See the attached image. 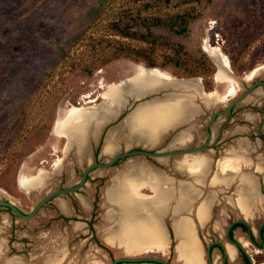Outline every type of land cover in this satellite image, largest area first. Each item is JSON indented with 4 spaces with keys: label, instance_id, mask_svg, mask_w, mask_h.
Instances as JSON below:
<instances>
[{
    "label": "rangeland",
    "instance_id": "obj_1",
    "mask_svg": "<svg viewBox=\"0 0 264 264\" xmlns=\"http://www.w3.org/2000/svg\"><path fill=\"white\" fill-rule=\"evenodd\" d=\"M157 1L159 5L152 10L150 5L156 4L155 0H0V198L12 200L29 212L48 193L78 183L84 169L92 163L90 147L77 136L63 137L55 131L58 118L65 117L70 108L83 107L104 116L81 135L98 140L106 129L108 136L113 135L121 143L120 152L150 149L149 144L154 142L158 143L152 150H169V144L175 141L181 145L179 148H184L204 144L205 127L213 113L226 108L254 81L264 80V0H185V10L191 6L195 9L191 10L193 16L185 11L182 34L176 33L164 16L168 10L177 9L165 0ZM158 7L162 9L160 12ZM129 8H139L144 16L158 12L162 17L135 20L132 13H127ZM120 15L131 27L145 33L151 31L149 44L129 40L136 46L148 47L144 55L149 48L160 46L156 54L153 49V55L146 56L155 66L147 64L144 55L134 59L115 53L113 57L107 54L99 59L106 64L86 69L85 65L99 55L94 53L90 36L105 32L108 21ZM95 20L98 22L94 24ZM215 47L228 59L231 68H223L236 82L216 79L221 63L211 55ZM204 61L209 69H205ZM139 66L167 71L173 79L139 94L133 91L130 80ZM184 81L195 82L198 90L181 87L179 83ZM114 82L123 88V96L120 103L112 104L102 95ZM232 83L238 85L234 94L230 91ZM209 92L219 95L209 96ZM221 94L224 100L220 99ZM179 99L184 100L182 116H177L172 128L164 130L158 140L150 139L146 127H133L131 120L138 107ZM233 115L234 120L229 121V114H221L212 125L215 130L229 129L225 132L228 136L217 143L214 151L148 159L171 173L173 163L206 154L212 157L209 163L216 171L218 162L229 155L236 162L235 168L228 170L237 174L232 179V188L241 193L244 183H249L244 177L255 169L264 174V140L260 137V131L264 135V86H258L236 105ZM181 136L188 139L187 144L181 143ZM111 158L99 154L97 161ZM122 161L113 167L94 169L82 189L54 198L30 219H22L0 206V264H113L123 256H157L184 264L177 255L178 238L172 239L169 231V225L177 227V222L171 219V207H160L157 214L170 239L166 252L131 254L118 243L114 247L108 245L106 231L117 226L119 214L107 201L105 192ZM25 177L29 179V189L21 185ZM141 192L147 193L142 189ZM96 196L99 205L92 222L98 232L97 241L104 243L100 245L105 249L96 240L86 238L85 221L92 217ZM222 211H226L224 202L215 207L214 222H194L204 247L214 240L228 246L227 227L242 216L237 211L231 212L226 222L221 220ZM146 212V208H139L140 214ZM263 221L264 217L249 221L257 238ZM234 235L243 244L247 240L245 246L255 264L264 263V249L254 246L247 232L237 228ZM212 256L215 264H223L219 247L213 249ZM228 264H245L239 249L236 258L228 255Z\"/></svg>",
    "mask_w": 264,
    "mask_h": 264
},
{
    "label": "bare ground",
    "instance_id": "obj_2",
    "mask_svg": "<svg viewBox=\"0 0 264 264\" xmlns=\"http://www.w3.org/2000/svg\"><path fill=\"white\" fill-rule=\"evenodd\" d=\"M211 55L217 58L221 63V67L215 74L216 79L220 82H236L233 81L234 79L231 75L223 68L226 67L227 69H230L231 67L228 59L221 53L220 49L215 47L214 50L211 51ZM166 72L152 68L148 69L145 66H139L135 76L130 78L134 84L133 91L142 94L147 89L159 86L162 81H171L173 76ZM123 83L124 81L121 82V84ZM179 85L186 90L197 91L199 88V86L192 81L180 82ZM232 86L233 87L230 91L231 94H234L238 90V85L237 83H232ZM122 89L123 88L120 84L114 82L105 89L102 96L107 97L112 104L120 103L123 96ZM217 94L219 95L218 92H209V96H215ZM220 99L224 100V96L222 94L220 95ZM182 101L184 100L179 99L174 102L156 101L144 104L138 107L137 111L133 115L134 119L131 120V123L134 124L133 127H146L148 129L150 139L156 141L159 139V136L164 130L169 127L172 128L175 124V118L177 116H182L181 110L184 107V103ZM103 118L104 116L101 114H97L94 111L86 109L84 110L83 107L76 106L72 109L70 108V111L65 117L61 116L58 118L55 125V131L63 137L71 138L77 136L79 138H84L81 134L87 130V127L92 123H99V121ZM110 137L114 139L113 135ZM180 140L184 142L185 137L181 136ZM110 142L112 144H110L109 149H113V140ZM206 162V156L202 155L194 159H189V166H193L192 168H200L201 166H204ZM179 163L185 164V159L179 161ZM235 163L234 157H229L228 155L219 161V167L224 171H228L229 169L235 168ZM141 180L143 179L139 176L131 177L127 174H122L120 178H118L120 190L117 192V188L116 190L110 188L108 192L109 202L114 203L113 206L117 210L119 216L118 225L107 231L105 236L110 242H114L117 237H120V243L124 246L127 252L131 254L153 250L166 252L171 244L168 234L157 215L161 206H151L148 202H145L144 199L150 197L147 193L141 192ZM158 181L160 180L158 179ZM20 182L24 188L29 189V179L25 177L21 179ZM162 192L164 194L163 198H165V196L168 195V192L167 190H163ZM139 208H146V214H140ZM203 214L204 211H201L200 215ZM176 234L178 238L177 255L184 264H207L202 241L197 234L196 227L192 220L183 219L178 222ZM244 243L247 245V241H244ZM227 249L232 258L237 256V251L234 245L229 243Z\"/></svg>",
    "mask_w": 264,
    "mask_h": 264
},
{
    "label": "crops",
    "instance_id": "obj_3",
    "mask_svg": "<svg viewBox=\"0 0 264 264\" xmlns=\"http://www.w3.org/2000/svg\"><path fill=\"white\" fill-rule=\"evenodd\" d=\"M233 116L229 121L234 120ZM228 131L229 129L224 131L222 127H218L217 130L212 128V141L214 142L212 144V148H210L211 150L214 151L217 143L222 142L225 137L228 136V134H225V132ZM110 136L111 135L108 136V134H106L99 154L113 157L115 154L120 152L122 145L120 142L115 140L114 137V139H112ZM247 138L251 140L250 137ZM79 139L81 143L89 145L91 150L89 160L91 162H95V152L96 148L100 145L101 138L97 140L96 138L88 136L87 138ZM111 140H113V149H109L110 144H112L110 142ZM187 140L188 139L185 137V144L188 143ZM154 143L155 144H149L148 148L153 149L158 142ZM179 147H181V145H178L176 141L172 142L168 146L169 149H176ZM139 156L143 155L130 156L124 161L121 160V166L119 165L117 167L118 172L111 177V182L106 187L105 197L108 202V192L110 188L113 190H116L117 188L118 192L120 190L118 178H120L122 174H127L131 177L139 176L143 179L140 181V185L142 186L140 189L147 192L150 197L144 199L145 202H148L151 206L159 205L161 207H171L173 209L171 217L173 222L178 223L183 219H189L193 222L198 221L200 224L212 223L215 220V207L223 202L226 208V211L221 212V220L223 221L228 222V218H231L232 216L231 212L234 213L236 211L242 216L241 219H244L248 224L250 220H256L260 217H264V174L261 170L255 169V172H252L244 177V180H248L249 183L246 185L244 184V188L241 189V193L239 191V194H237L236 190L232 188V179L237 174L222 170L219 167V162L218 169L214 171L212 163H209V160H212L210 155H203L206 156L207 162L200 168H192L193 166H189V160L187 159L185 160V164L179 163V161L178 163H173V168H170L172 170L171 173L160 167L154 161L148 159L149 157L144 156L145 158H141ZM166 157L170 158L172 156ZM162 163L167 162L165 161ZM158 179L160 181H158ZM163 190H167L168 192V195H166L165 198H163ZM110 203L111 205H114L113 202ZM186 211L187 215H185ZM201 211H204L203 215H200ZM222 215H226L227 218ZM221 220L219 222H222ZM173 229L175 237H177L176 229ZM239 240L242 242L241 239ZM107 241L108 245L111 247L116 245L114 243L122 245L120 243V237H117L114 242H110L108 239ZM229 243L232 244L230 241ZM235 248L238 255V247L235 246ZM225 249L228 251L226 245ZM230 258L234 259L231 256Z\"/></svg>",
    "mask_w": 264,
    "mask_h": 264
},
{
    "label": "water",
    "instance_id": "obj_4",
    "mask_svg": "<svg viewBox=\"0 0 264 264\" xmlns=\"http://www.w3.org/2000/svg\"><path fill=\"white\" fill-rule=\"evenodd\" d=\"M263 85L264 86V80H256L252 84L249 85V87L236 96L223 110H218L213 113L210 121L206 124L205 127V132L207 134V139L204 144L202 145H195V146H189V147H184V148H176V149H169V150H152V149H145V148H135V149H130L126 150L123 152H119L115 154L111 159L107 161H95L89 164L83 171L80 180L78 181L77 184L70 186V187H64V188H59L56 189L47 195H45L43 198H41L36 205L29 211L25 212L23 211L15 202L12 200H9L7 198H0V206H4L7 208H10L14 214H16L18 217L22 219H30L33 216H35L41 208H43L48 202L53 200L54 198L63 195V194H69V193H74L78 192L80 189H82L86 183L88 182V176L89 174L96 168H109L114 166L117 161H119L122 158L125 157H130V156H136V155H143L146 157H154V158H160V157H166V156H173L177 154H190V153H195L199 151H204L206 149L212 148V139H213V132H212V125L216 122L217 118L221 114H229L232 116L233 110L238 105L240 102L245 100V98L250 95L258 86ZM85 110V108H83ZM87 110V109H86ZM237 222H244L248 224L245 220L243 219H237L234 220L227 229V238L228 240L235 246L241 247L244 252L248 255L251 264H254V258L252 254L249 252V250L246 248L245 244H243L240 240L234 239L231 234V228L233 225ZM264 226V222L260 225L258 228V234L260 236V240L262 244H259L254 236H253V229L250 230L248 233V239L251 243L254 244L259 249H264V238L262 235V228ZM215 244H219L224 248V253H225V258L223 260V264H227V255L228 251L225 249V245L223 242L220 240H214L212 241L207 247H204L205 250V258L206 261H209V264H215L214 259L212 256V247ZM145 262V261H151V262H157L160 264H175L172 261L166 260L164 258H160L157 256H123V257H118L114 260L113 264H118L119 262Z\"/></svg>",
    "mask_w": 264,
    "mask_h": 264
},
{
    "label": "trees",
    "instance_id": "obj_5",
    "mask_svg": "<svg viewBox=\"0 0 264 264\" xmlns=\"http://www.w3.org/2000/svg\"><path fill=\"white\" fill-rule=\"evenodd\" d=\"M156 4H152L151 9L153 10V6L155 5H159V2L157 0ZM167 2V5L172 4L171 7L177 9V10H173V11H169L165 12L164 16L166 19H168L170 25H172L173 29L175 30L176 33L178 34H182L185 33V11L187 13H189V15L193 16L192 13V9H195V6H191L190 8L187 7V9L185 10V0H165ZM145 9L147 10V6H144ZM157 11H161V7H158ZM127 13L133 16L132 18L136 20V17L138 18H161L162 16L158 14V12H156V14H150L152 16H144V14L142 13L141 10H139V8H129V10H127ZM128 14H126L125 17L128 16ZM127 19L125 20V18L123 17V15H120V18H114L109 20L106 25V30L105 32L97 35V36H93L91 35L90 37L92 38V48L94 50V53L98 52L99 55L97 58H94L93 60L90 61V63L85 65L86 69H90L93 68L95 65L102 63L106 64L107 62H105V60L103 62H99V59L101 57H105V55L109 54V57H113V54L117 53V55L119 56H123V57H128V58H134V59H138L139 57H142L144 54L143 52L148 48L146 46H136L134 45L129 39H135V40H144L147 41V43L149 44L150 42L148 41V37L151 31H148L147 33L143 32L142 30H138L137 28H133L131 27L128 22H126ZM98 22V20H95L94 24ZM153 49H154V53L156 54V51L158 49H160L159 47H155L153 46V48H149L145 55L143 56V59H145V61H147V64H149L150 66H155L154 64H152V62H148L151 61L150 59L146 58V56H151L153 55ZM100 51L103 53L102 55L100 54ZM148 53H150V55H147ZM101 55V56H100ZM205 62V69H209L206 61ZM125 113L121 115V118L124 117ZM106 136V129L103 131V134L101 136V140H100V145L96 148V161L98 160V156L100 153V148L101 145L104 143V138ZM127 158V157H125ZM122 158L119 161H117V163L115 165H117L121 160L125 159ZM90 179V175L88 176V180ZM95 211H94V215L96 213V208L98 207V197L96 196L95 201ZM9 211H12L10 208H8ZM67 220H69V217H65ZM78 219V218H76ZM93 220L90 221V225L93 231H95L96 229L93 226ZM243 228L245 231H250L251 226L249 224H246L244 222H237L234 227L232 228V232L231 235L233 238H235L234 235V230H236L237 228ZM169 231L171 234V238L173 239L175 237L174 234V230L172 228L171 225H169ZM263 233H264V227H263ZM98 239V237H97ZM236 239V238H235ZM100 241V240H99ZM175 242L172 243V246H174ZM219 247V245H214L213 249ZM212 249V250H213ZM238 249L241 252V255L244 259L245 264H251V261L248 257V255L244 252V250L241 247H238Z\"/></svg>",
    "mask_w": 264,
    "mask_h": 264
},
{
    "label": "flooded vegetation",
    "instance_id": "obj_6",
    "mask_svg": "<svg viewBox=\"0 0 264 264\" xmlns=\"http://www.w3.org/2000/svg\"><path fill=\"white\" fill-rule=\"evenodd\" d=\"M233 113H234V110H233ZM232 116H233V114H232ZM232 116H230V118L232 117ZM260 137H261V139L262 140H264V135H263V133L260 131ZM95 201V200H94ZM94 201L92 202V217L91 218H89V220H86L85 222H87V224H88V232H87V236H86V238L88 239V240H96V244L98 245V246H100V247H102L103 249H105V247H103V245H100L102 242H98L97 241V237H98V232L95 230V231H93L92 230V228H91V225H90V221L91 220H93V218H94V211H95V204H94ZM76 218V217H75ZM75 220H77L78 221V219H75ZM235 220H237V219H235ZM244 220V219H243ZM234 221V220H233ZM232 221V222H233ZM231 222V223H232ZM230 223V224H231ZM236 224V223H235ZM234 224V225H235ZM234 225H233V227H234ZM93 226H94V228H95V224L93 223ZM232 227V228H233ZM260 227V226H259ZM264 227V226H263ZM232 228H231V231H230V234H231V232H232ZM227 229H228V227H227ZM240 229L242 230V231H244V232H247V234L250 232V231H245L243 228H241L240 227ZM250 230H252V227H251V229ZM235 231V230H234ZM226 232H227V230H226ZM262 235H263V238H264V233H263V228H262ZM226 236H227V234H226ZM232 236V235H231ZM253 236H254V238H255V240L259 243V244H262V242H261V240H260V236H259V238H257L256 237V235L254 234V232H253ZM235 239V238H234ZM237 240H239V239H237ZM222 242V241H221ZM102 244H104V243H102ZM215 245H219V244H215ZM214 246V245H213ZM219 248L222 250V252H223V256H224V258H225V253H224V248L221 246V245H219ZM108 249L109 248H106V250L108 251ZM212 249H213V247H212ZM213 251V250H212ZM109 252V251H108ZM244 260V259H243ZM114 262V261H113ZM145 262H148V263H157V262H151V261H145ZM124 263H131V262H125V261H122V262H119L118 264H124ZM245 263V262H244ZM227 264H228V255H227Z\"/></svg>",
    "mask_w": 264,
    "mask_h": 264
}]
</instances>
